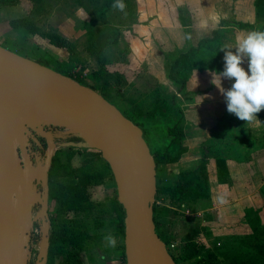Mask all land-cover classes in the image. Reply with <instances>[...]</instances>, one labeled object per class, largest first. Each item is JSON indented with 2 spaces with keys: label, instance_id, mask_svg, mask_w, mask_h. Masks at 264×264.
<instances>
[{
  "label": "rangeland",
  "instance_id": "obj_1",
  "mask_svg": "<svg viewBox=\"0 0 264 264\" xmlns=\"http://www.w3.org/2000/svg\"><path fill=\"white\" fill-rule=\"evenodd\" d=\"M106 1L19 0L15 5H0V45L37 62L44 58L51 63L54 59L65 60L67 68L75 74L79 73L90 85H96L92 73L99 71L98 60L104 59V68L107 70L105 78L109 81L113 103L146 130V137L152 146L169 144L172 138L169 128L176 134L180 133L179 139L173 144L169 160L160 163L156 168V178L164 184H174L179 172L183 171L186 140L190 138L191 132L195 131V141H202L194 144L191 149L200 151L199 165L204 161L198 168L202 181L187 188L185 194L175 202L160 201L163 206L170 208L169 212L160 216V220H165L170 243L174 242L176 246L183 247L190 238L196 244L199 257L215 258L216 254L220 257L216 260L221 264H253L252 260L264 251V225L257 219V215H263L252 210L250 220H254V223L240 219L231 220L229 224L222 223L215 227L211 237V231L206 229L211 230L208 224L213 221H202L201 214L194 213L211 205L213 192L210 181L213 176L224 177V155L234 152L236 155H243L242 152H247L246 148L249 149L250 145L256 149L261 146V150H264V109L256 114L257 119L253 121V124L259 120L263 123L254 134L247 132V127H243L245 124L249 126L250 123L229 113L227 108L223 114V108L221 111H207L201 107L197 110L196 105L193 106L195 100H199L198 95H202L200 91H206H189V76L194 70L212 68H195L199 64L178 54L182 53L184 48H189L190 42L211 36L222 20L223 36L218 42H224L225 36L230 35L227 36L226 42L235 45L237 39L248 32L264 30V0H124L126 8L123 12L111 7L114 0L108 4ZM176 2L183 5V8L171 7L172 10L169 9L167 14L163 12V8H168ZM147 10L156 12V17L157 13L162 11L167 21L165 24L172 26L174 24L170 23L173 18H178L188 27L185 32H180L179 36L159 29L148 31V27L141 24L146 22L141 14ZM246 23L252 24L251 27H244ZM183 34L185 42L188 43L183 45L182 50L177 54L163 53L160 42H181ZM49 36L55 40L62 38L72 43L75 59L70 58L71 54L65 47L55 45ZM153 49L162 51V61L157 62L155 57L150 60L147 58L149 54L153 55ZM217 50L215 49L216 52ZM243 66L247 70V63ZM223 68L213 70L222 72ZM196 82L197 87H207L211 79L200 77ZM232 83V80H222L225 89L231 87ZM213 97L214 101L216 98L225 100L221 91ZM192 103L193 105H190ZM188 112L191 118H195L199 113L206 119L204 118L203 124H193V130L185 134L183 128ZM192 141L188 140L187 143L193 145ZM46 147V143H41L36 151L43 157ZM56 147H52V154L57 150L66 149ZM60 156L62 161L66 159L64 152ZM70 162L76 169L72 178L77 179L82 171L88 169L99 173L102 182L88 187V201L85 203L87 210L75 213L62 210L58 213L61 225L68 221L76 231L78 227L81 231H77L80 234L77 237L80 240L78 246L71 248L70 244L61 248L54 262L62 264L68 255L76 252L82 264H114L111 255L118 256L123 253L124 237L116 229L118 217L111 205L112 200L117 198L114 179L110 178L113 177L111 170V174L106 171L105 163L101 159L93 160L85 169L82 167L84 161L80 154L73 156ZM65 182V179L59 178V184L65 185ZM63 190L65 191L64 187ZM204 193L210 194V197H204ZM53 207L55 208V205L49 206V209ZM207 217L208 215H204L205 219H208ZM39 225L40 222L36 219L31 237V264L35 260L39 245ZM109 231L117 237L115 248L106 246L104 236ZM197 260L196 256L181 260L179 264H196Z\"/></svg>",
  "mask_w": 264,
  "mask_h": 264
},
{
  "label": "water",
  "instance_id": "obj_2",
  "mask_svg": "<svg viewBox=\"0 0 264 264\" xmlns=\"http://www.w3.org/2000/svg\"><path fill=\"white\" fill-rule=\"evenodd\" d=\"M47 145L44 156L31 142ZM55 139H57L55 141ZM89 148L108 163L124 209L125 264H177L155 229L156 164L143 130L97 90L0 45V264H33L49 249L52 147Z\"/></svg>",
  "mask_w": 264,
  "mask_h": 264
},
{
  "label": "trees",
  "instance_id": "obj_3",
  "mask_svg": "<svg viewBox=\"0 0 264 264\" xmlns=\"http://www.w3.org/2000/svg\"><path fill=\"white\" fill-rule=\"evenodd\" d=\"M18 1L19 0H0V5H15L18 3ZM110 1L111 0H107L106 3L108 4ZM223 22L224 20L221 21V24H219L218 29L212 31L211 36H206L205 38L199 39L195 46L184 48L183 52L179 53L178 55L183 56L191 60L192 62H195L196 64H199V66L195 68H212L215 70L223 68L219 62L221 42H218L223 36V33L221 32L223 31L221 28V26H223ZM251 25L252 24L250 23H246L244 27H251ZM49 38L51 39V41H53L55 45L59 47H65L69 51V54H71L70 58L75 59V57H73L74 48L72 43H69L68 41L62 38L56 40L53 39L52 36H49ZM215 49H218L217 52L215 51ZM196 55H199V57H196ZM53 61L54 62L51 63V61L45 58L38 60V62L43 65L49 66L65 75L75 78L77 81L84 85L91 86L93 89L97 90L100 94H102L107 100L113 103L109 90V81L107 78H105L107 70L104 68V59L101 58L100 60H98L99 71L92 73V76L95 78L96 85H90L84 78L80 76L79 73L75 74L71 72V70L67 68V62L65 60L54 59ZM122 113L129 119L132 118L131 116L125 114L124 111H122ZM141 128L143 130V136L150 148L151 154L154 158L157 168L160 163H164L169 160L170 155L172 153L173 144L179 139L180 133L176 134L171 128H169L168 131L172 136L169 144L165 146H152L148 138L146 137V130L142 126ZM63 152L66 156V159L64 161L61 160L60 156ZM76 154H80L83 157L84 163L82 167H84L85 169L87 165L92 164L93 160L101 159L105 163L104 167L106 171L110 173V167L108 163L101 157L100 152L97 150L89 148L67 147L64 150H57L54 153L52 157L51 167L48 172V192L49 204L50 206L55 205V208L53 207V209H49V220L51 228L49 231V249L46 264H55L54 258L58 254H60L61 248L66 247L70 244H72V248L74 246H78V242H80L79 238H77L80 236L79 232H77L81 231L80 227H78L76 231L75 227L69 224L68 221L66 224H64L65 226L61 225V218L58 213L62 210H67V212L69 211L74 213L77 211L87 210L88 206H86L85 203L88 201V187L102 182V176L99 173L95 172L94 170L89 171L88 169L82 171L81 174L78 175L77 179L72 178V176L75 174L76 169L71 166L70 161ZM203 163L204 161L201 162L200 165H202ZM198 168L179 172L175 183L172 185L164 184L161 182V180H157V192L155 196V203L153 205V216L156 232L159 237L165 242L167 247H169L170 245V236L168 231L166 230L165 220H160V216L164 213L169 212L170 208L168 206H163V202L160 201L168 200L170 202H175L179 200L182 195L185 194L187 188L193 186V184L195 183H201L202 179L198 172ZM60 177L65 179V185L59 184ZM110 178L112 179L113 177L110 176ZM63 187L65 188V191L63 190ZM203 196L209 197L207 193H204ZM156 201H159L160 203H157ZM111 205L118 217L116 229L124 237V209L118 203L117 198H114L112 200ZM188 241V243L186 242L183 244V247L177 246L173 250L169 251L177 264H179L181 260H187L196 256L198 258L196 264H221L216 260L218 258L216 254L215 258H209L205 256L199 257V253L196 250V244L194 243V241L190 240V238H188ZM122 248L123 263L125 264L124 245H122ZM218 253H221V251H218ZM252 261L251 263L253 264H264V251L262 252V255H259L258 258L253 259ZM62 264L82 263L78 259L76 252H73L72 255H68V258H66V260L62 262Z\"/></svg>",
  "mask_w": 264,
  "mask_h": 264
},
{
  "label": "crops",
  "instance_id": "obj_4",
  "mask_svg": "<svg viewBox=\"0 0 264 264\" xmlns=\"http://www.w3.org/2000/svg\"><path fill=\"white\" fill-rule=\"evenodd\" d=\"M171 7H174L177 9L178 7L183 8V5H181L179 2L172 3L170 7L168 8H163V12L165 11L166 14L168 13L167 11L170 9L172 10ZM161 13H157L156 17V12L152 11V13L147 10L142 13V19H145L144 24L148 27V31L150 29H159L162 32H172L173 34L178 35L180 32H185L188 26L183 25L178 18L174 19L173 22L170 24L176 23V26L174 25H169L165 24L167 21L163 17V12L160 11ZM170 27V29H169ZM230 36V35H227ZM227 36H225L224 42H221V47L225 44H229V42H226ZM178 40H180L178 38ZM161 47L163 48V53H172L173 52L177 54L178 51L183 49V45L187 44L188 42H185V36L183 34V41L181 42H160ZM197 42H190V46H195ZM232 43V42H231ZM154 50V49H153ZM162 51H153V55L151 54L148 55V59L150 60L151 57H155V60L158 62V60H161L162 57ZM224 51H220L219 53V62L220 64L224 67ZM163 58V57H162ZM217 72L212 70H194L191 75L189 76V81L187 82V87L189 91H195V90H200L204 89L206 92H199L202 95H198V99L195 100L196 109L200 110V107L203 110L207 111H214V110H219L221 111V114H223V111L227 108V105L225 103L224 99L218 100H213V96L217 95V93L220 91V89L214 85L212 82L208 86H215L213 87H197V78L200 77H206L208 79H211L212 81V73ZM160 77V76H159ZM189 84L191 87L189 88ZM230 88V87H228ZM208 90V91H207ZM209 101V102H207ZM200 104V105H199ZM192 107V106H191ZM209 107V108H207ZM191 114L188 112L187 114V121L184 125L185 129V134L187 132H191L189 130H193L191 127L193 124H203L205 122L206 117L201 116V114L198 113V115L194 116L195 118L190 117ZM208 116V114H206ZM205 118V119H204ZM258 123V124H257ZM262 122L259 120L258 122H251L248 125H243V127H247L248 129L247 132L249 131L251 134H254L253 132H256L260 127H262ZM254 129V130H253ZM256 130V131H255ZM195 136L196 133L195 131L191 132L190 138L188 139L187 135H185L186 139L191 140L194 138V141H192L193 145L188 144V140H186V146L187 149L186 151L183 152V171L186 170H192L195 168H198L199 166V159H200V151L199 150H193L191 149L194 144H198V142L202 141L201 140H196L195 141ZM257 145V144H256ZM247 149V152H242L243 155L239 154L236 155L235 152L233 154H229L222 159V165L224 168V177H216L213 176L211 182V191L213 192L212 195V203L210 206H207L204 209H201L196 213L201 214V220H209L210 223V229H206V231H211V237L213 236L212 232L215 231V227L222 223H227L229 224L231 220L235 219H240L244 222H252L254 223V220H250L251 212L252 210H256L258 213L263 215V217H260V215H257L259 220L263 222L264 225V150H261V146H259V149L252 148V146H249V149ZM227 153V152H226ZM209 182V183H210ZM208 183V182H207ZM221 195H224L225 199L224 202H220L219 197ZM210 197V194H209ZM206 213V214H205ZM204 215H208V219L204 218ZM260 217V218H259ZM208 235V233H206ZM123 257V253L119 254ZM118 255V256H119ZM116 254L111 255V258L113 259L114 264H119L118 257ZM218 258H220L218 256ZM113 263V262H112Z\"/></svg>",
  "mask_w": 264,
  "mask_h": 264
},
{
  "label": "clouds",
  "instance_id": "obj_5",
  "mask_svg": "<svg viewBox=\"0 0 264 264\" xmlns=\"http://www.w3.org/2000/svg\"><path fill=\"white\" fill-rule=\"evenodd\" d=\"M113 9L123 12L124 0H114ZM224 68L222 72L212 73V83L224 95L227 111L235 114L240 120L251 123L257 119L256 114L264 109V30H253L239 37L235 45L225 44ZM247 63V70L243 66ZM232 80L230 88L222 86V80ZM224 195L219 197L224 202ZM104 240L106 246L115 248L118 240L109 231Z\"/></svg>",
  "mask_w": 264,
  "mask_h": 264
},
{
  "label": "flooded vegetation",
  "instance_id": "obj_6",
  "mask_svg": "<svg viewBox=\"0 0 264 264\" xmlns=\"http://www.w3.org/2000/svg\"><path fill=\"white\" fill-rule=\"evenodd\" d=\"M39 141L45 145V140H44V139H42V138L39 137ZM39 147H40V146H39ZM39 147L36 146L33 142H31V149H33L34 151L38 150ZM49 206H50V204H49ZM48 211H49V210H48ZM121 254H122V253H121ZM118 260H120V261H119V264H124V263H123V257H122L121 255L119 256V259H118Z\"/></svg>",
  "mask_w": 264,
  "mask_h": 264
},
{
  "label": "built area",
  "instance_id": "obj_7",
  "mask_svg": "<svg viewBox=\"0 0 264 264\" xmlns=\"http://www.w3.org/2000/svg\"><path fill=\"white\" fill-rule=\"evenodd\" d=\"M156 202H157V203H160L159 201H156ZM175 247H177V246L175 245L174 242H172V243H170L169 247H167V248H168V250L170 251V250H173Z\"/></svg>",
  "mask_w": 264,
  "mask_h": 264
}]
</instances>
